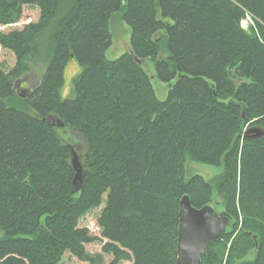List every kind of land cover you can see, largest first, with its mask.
Instances as JSON below:
<instances>
[{
  "label": "trees",
  "instance_id": "trees-1",
  "mask_svg": "<svg viewBox=\"0 0 264 264\" xmlns=\"http://www.w3.org/2000/svg\"><path fill=\"white\" fill-rule=\"evenodd\" d=\"M27 6L36 21L0 32L16 58L0 66V264H61L67 252L88 264H176L184 195L197 208L220 197L230 214L202 264H264V135H245L264 132V0H0V24ZM117 11L131 51L109 59ZM73 58L82 69L64 98ZM148 60L168 85L164 100ZM33 65L43 74L21 91ZM188 158L224 169L186 179ZM103 202L98 237L79 221ZM104 239L101 252L87 250Z\"/></svg>",
  "mask_w": 264,
  "mask_h": 264
},
{
  "label": "rangeland",
  "instance_id": "rangeland-1",
  "mask_svg": "<svg viewBox=\"0 0 264 264\" xmlns=\"http://www.w3.org/2000/svg\"><path fill=\"white\" fill-rule=\"evenodd\" d=\"M40 11L38 8L27 6L24 9V13L19 22L11 25H1L0 24V32H9L11 30L22 29L26 24L36 21L39 18ZM243 27L245 29H249L251 25L254 24L251 16L246 17L242 21ZM110 30L112 33V45L106 52V56L109 59H116L120 57L123 53L129 50L130 47V37H131V28L130 26L123 20L122 11H117L111 18L110 21ZM16 62V58L14 54L7 49H4L0 46V66H5L6 68H11L14 66ZM144 68L149 72L152 77V84L156 91V94L159 99L164 100L168 95V85L163 83L158 79L154 63L150 60L143 63ZM82 66L76 61V59H71L65 70V84L62 89V95L64 98H69L74 96L73 90V78L80 72ZM43 74L42 69L38 65H33L32 71L28 74H25L22 78L23 86L20 88L21 91H29L31 90L41 78ZM20 83V84H21ZM61 134L65 136L69 141H79L77 138H81L80 135H75L69 129H62ZM82 139V138H81ZM83 140V139H82ZM79 157V156H78ZM79 160L82 162V158L79 157ZM224 166L220 165H212L205 164L198 161H194L191 158L187 159L186 162V179H189L192 175L200 174L204 176L206 179H210L211 177L221 173L223 171ZM222 199L220 197H215L211 203V205L215 208L216 212L225 211V206L221 203ZM104 207V202L98 207H93L89 211H87L80 218V226L88 227L90 232L100 237L101 229L98 225V218L101 214V211ZM231 219L229 220L228 230H230ZM107 240H98L86 245L88 251L96 253L101 252L104 243ZM254 255L252 252H249L245 257H243L239 262H246L254 259ZM106 261H111L113 259L112 254H105ZM61 264H88L85 261L79 260L77 257L72 255L70 252H67L62 260ZM125 264H129L126 262Z\"/></svg>",
  "mask_w": 264,
  "mask_h": 264
},
{
  "label": "water",
  "instance_id": "water-1",
  "mask_svg": "<svg viewBox=\"0 0 264 264\" xmlns=\"http://www.w3.org/2000/svg\"><path fill=\"white\" fill-rule=\"evenodd\" d=\"M129 51H131V46ZM51 118L53 117L51 116ZM58 123L61 126L64 125L60 120ZM250 132L255 133V135H251L255 138L264 135L263 131H258L255 128L248 129L245 135ZM72 165L75 170L74 192H78L83 185L84 168L76 152L73 153ZM229 220L228 212H216L210 204L197 208L192 204L189 195H184L180 201L176 264H202L201 257L207 252V244L224 236Z\"/></svg>",
  "mask_w": 264,
  "mask_h": 264
}]
</instances>
